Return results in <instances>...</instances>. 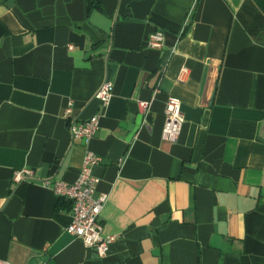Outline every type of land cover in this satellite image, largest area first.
Wrapping results in <instances>:
<instances>
[{
	"label": "crops",
	"instance_id": "crops-1",
	"mask_svg": "<svg viewBox=\"0 0 264 264\" xmlns=\"http://www.w3.org/2000/svg\"><path fill=\"white\" fill-rule=\"evenodd\" d=\"M168 96L175 142L161 140ZM68 100L77 121L101 115L87 142ZM87 150L116 236L104 257L65 231L71 202L45 183L73 182ZM21 168L33 179L14 183ZM0 260L264 264V0H0Z\"/></svg>",
	"mask_w": 264,
	"mask_h": 264
},
{
	"label": "built area",
	"instance_id": "built-area-1",
	"mask_svg": "<svg viewBox=\"0 0 264 264\" xmlns=\"http://www.w3.org/2000/svg\"><path fill=\"white\" fill-rule=\"evenodd\" d=\"M148 47L159 49L163 45V33L160 30L151 32L146 40ZM186 68H182L178 80L183 81ZM112 82L105 78L97 88L94 98L102 106H106L111 98ZM139 107L146 112L149 101L139 100ZM73 103L68 100L63 110V117L67 121V127L73 140H90L99 127L100 113H96L86 120L77 121L73 115ZM164 123L161 130V140L175 142L181 131L184 117L181 111V102L175 96H168L164 105ZM100 161V157L94 152L87 150L83 156L79 173L71 182L62 180L45 181L49 184L57 197L71 202L70 221L65 231L75 238L80 239L85 246H94L99 256L107 254L109 245L115 240L114 235H103L100 212L106 201V194H95L97 178L91 174L93 165ZM33 179V171L29 168L13 170L12 181L20 183ZM0 264H10L0 260Z\"/></svg>",
	"mask_w": 264,
	"mask_h": 264
},
{
	"label": "trees",
	"instance_id": "trees-1",
	"mask_svg": "<svg viewBox=\"0 0 264 264\" xmlns=\"http://www.w3.org/2000/svg\"><path fill=\"white\" fill-rule=\"evenodd\" d=\"M89 4L91 5V2H89ZM60 199H63V198H60V197H59V200H60Z\"/></svg>",
	"mask_w": 264,
	"mask_h": 264
}]
</instances>
